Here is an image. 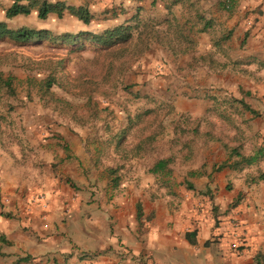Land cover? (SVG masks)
I'll return each mask as SVG.
<instances>
[{"label":"crops","instance_id":"crops-1","mask_svg":"<svg viewBox=\"0 0 264 264\" xmlns=\"http://www.w3.org/2000/svg\"><path fill=\"white\" fill-rule=\"evenodd\" d=\"M175 3L198 15L148 17L211 88L174 99L206 137L152 161L121 151L122 130L91 144L87 128L29 122L1 139L0 264H264V0ZM234 147L229 162L255 160L218 169Z\"/></svg>","mask_w":264,"mask_h":264},{"label":"rangeland","instance_id":"rangeland-1","mask_svg":"<svg viewBox=\"0 0 264 264\" xmlns=\"http://www.w3.org/2000/svg\"><path fill=\"white\" fill-rule=\"evenodd\" d=\"M64 1L87 5L91 21L84 23L69 11L63 17L51 12L41 19L37 9L8 18L6 9L13 0H0V20L12 28H48L57 36L82 30L100 33L126 24L132 26V37L110 46L0 37V75L10 79L9 84L0 81V140L12 141L15 132L25 131L29 122L37 127L55 124L73 132L87 128L91 144L108 141L122 130L121 151L141 147L152 161L182 143H198L206 137L192 132L195 122L178 115L174 99L186 94V88L191 92H211V88L194 85L193 58L186 59L175 50L174 26L159 19L150 22L148 17L196 16L198 9L188 5L182 10L174 0ZM203 56L207 55H193L205 61ZM181 62L188 66L181 67ZM207 72L202 68L201 76ZM46 78H54L49 91L42 86ZM220 132L215 134L223 136Z\"/></svg>","mask_w":264,"mask_h":264},{"label":"trees","instance_id":"trees-1","mask_svg":"<svg viewBox=\"0 0 264 264\" xmlns=\"http://www.w3.org/2000/svg\"><path fill=\"white\" fill-rule=\"evenodd\" d=\"M175 2V0H174ZM34 9H37L38 16L41 19H46L51 12H55L59 17H63L66 11L77 15L84 23H89L92 19V14L87 5H70L64 0H28L27 3H23L21 0H13V3L6 9V16L12 18L18 15H28ZM0 37H7L17 41H37L42 39H50L56 41L60 39L63 43H77L78 45H84V43L90 42L97 46H110L118 42L128 41L132 37V26L126 24H119L112 28H107L103 32L96 33L90 30H82L77 33H63L59 36L55 35L48 28H36L29 26H21L19 28L10 27L6 21L0 20ZM0 81L10 83V79L4 80L0 75ZM54 78H46L42 83L45 91H49L53 85ZM238 153L237 148H232L229 158L216 166L218 169L229 165L231 167H237L242 162L251 163L255 160L256 156H241L239 160L229 162V159L233 157V154ZM171 157L162 158L157 160L151 167V170L158 172L159 170L166 169ZM259 179H264V171H261L258 175Z\"/></svg>","mask_w":264,"mask_h":264}]
</instances>
